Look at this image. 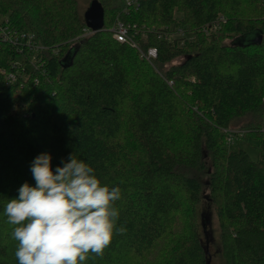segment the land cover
Segmentation results:
<instances>
[{"label":"trees","instance_id":"obj_1","mask_svg":"<svg viewBox=\"0 0 264 264\" xmlns=\"http://www.w3.org/2000/svg\"><path fill=\"white\" fill-rule=\"evenodd\" d=\"M77 1L0 0V17L45 47L24 79L11 63L20 52L0 42V264H18L4 208L35 186L43 152L54 171L76 152L121 190L125 231L84 264H208L195 213L206 188L225 264H264V0H249L248 17L244 0H137L130 11L100 0L105 22L90 32ZM118 16L156 57L114 37Z\"/></svg>","mask_w":264,"mask_h":264},{"label":"clouds","instance_id":"obj_2","mask_svg":"<svg viewBox=\"0 0 264 264\" xmlns=\"http://www.w3.org/2000/svg\"><path fill=\"white\" fill-rule=\"evenodd\" d=\"M35 186L25 182L4 213L14 225L18 264H84L89 253L103 255L117 228L118 186L102 184L76 152L52 168V155L39 154L31 165Z\"/></svg>","mask_w":264,"mask_h":264},{"label":"built area","instance_id":"obj_3","mask_svg":"<svg viewBox=\"0 0 264 264\" xmlns=\"http://www.w3.org/2000/svg\"><path fill=\"white\" fill-rule=\"evenodd\" d=\"M136 3L130 2L129 6H135ZM222 20H225V17H223ZM85 30L86 32H90L94 29L87 26V29L85 28ZM111 30L113 31L114 37L119 41L128 42L133 46H137L141 56L148 59L157 56L158 51L156 46H150L147 51H145L136 41L134 32L140 30L136 23L132 24L131 22L117 18L116 23L111 27ZM0 42L5 45L13 43L12 45H15L16 49L20 52L15 60L11 59V63H13L14 66L21 65L22 70L20 75H22L24 79H27L29 75V72H25V65H23L24 61H28V64L32 69L36 66H43L45 63V56H42L45 47L37 41L35 33L18 29L13 25L8 16L0 17ZM6 79L8 83L18 80L19 74L13 70L7 71ZM35 81H40V74L35 75Z\"/></svg>","mask_w":264,"mask_h":264},{"label":"rangeland","instance_id":"obj_4","mask_svg":"<svg viewBox=\"0 0 264 264\" xmlns=\"http://www.w3.org/2000/svg\"><path fill=\"white\" fill-rule=\"evenodd\" d=\"M93 0H78V8H79V12L83 15V17H86V12L89 9V7L91 6ZM137 0H111L112 4H116V5H120L119 11L121 10H131L133 9V5L129 6L130 2H134L136 3ZM242 7L244 9V16L248 17L247 15H251L256 8L253 6V3H251L249 0H244ZM222 15H224V17L227 16L226 13H221ZM247 14V15H246ZM177 15L180 16L181 13L177 12ZM254 16L256 14H253ZM120 19H123L121 17H117ZM124 20V19H123ZM127 22H131V21H127ZM132 24L136 23V22H131ZM137 24V23H136ZM191 33V32H189ZM172 34V33H171ZM192 34L189 36L191 37ZM173 38H178V32L176 31V33L174 34V36L172 35ZM233 128H241V123L240 124H233L232 125ZM243 131V130H242ZM254 137H256V135H254ZM227 140V139H226ZM254 143H256L255 140L250 141L246 144V147L248 148V151L250 152L251 156L254 159L258 158V148L254 145ZM205 194V196H203V199L201 200V202L196 206V210L195 213H197V217H198V221L200 222V230H201V236L204 238V240L207 242V244L209 245V252H210V258L213 262V264H225L224 258L220 252V244H221V239H220V227H219V218L216 214V210H215V206L212 202V200H210L209 198V194H208V189L206 188V190H204L203 192ZM203 217L208 218V223L206 226L203 225ZM204 226V227H203ZM206 233H205V230Z\"/></svg>","mask_w":264,"mask_h":264},{"label":"water","instance_id":"obj_5","mask_svg":"<svg viewBox=\"0 0 264 264\" xmlns=\"http://www.w3.org/2000/svg\"><path fill=\"white\" fill-rule=\"evenodd\" d=\"M85 16L88 26H90L94 30L102 28L105 22V8L102 2L100 0H93ZM206 219L208 221V218ZM207 223L208 222L203 221L204 226H206ZM207 251L209 252L208 248ZM208 264H211V258H209Z\"/></svg>","mask_w":264,"mask_h":264},{"label":"bare ground","instance_id":"obj_6","mask_svg":"<svg viewBox=\"0 0 264 264\" xmlns=\"http://www.w3.org/2000/svg\"><path fill=\"white\" fill-rule=\"evenodd\" d=\"M217 25V24H216Z\"/></svg>","mask_w":264,"mask_h":264}]
</instances>
